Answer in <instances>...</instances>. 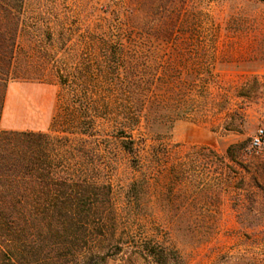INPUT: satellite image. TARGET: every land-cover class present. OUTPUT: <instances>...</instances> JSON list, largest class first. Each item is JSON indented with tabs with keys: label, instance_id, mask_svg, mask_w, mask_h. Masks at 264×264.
Instances as JSON below:
<instances>
[{
	"label": "rangeland",
	"instance_id": "1",
	"mask_svg": "<svg viewBox=\"0 0 264 264\" xmlns=\"http://www.w3.org/2000/svg\"><path fill=\"white\" fill-rule=\"evenodd\" d=\"M20 16L21 38L64 28L72 34L95 69L90 99L79 92L77 100L111 106L90 113L105 116L96 117L92 140L103 154L100 176L112 188L124 249L107 264H122L132 246L152 240L178 253L180 263L170 264H260L264 189L238 164L247 161L246 149L234 150L237 162L228 149L249 147L264 129V0H26ZM104 40L109 50H123L118 80L146 89L139 111L133 94L101 77ZM22 50L33 52L27 43ZM35 69L9 81L1 127L47 132L59 112L60 134L71 96L52 67ZM130 72L135 78L127 79ZM136 115L133 129L116 120ZM148 115L163 120L154 132ZM122 130L135 142L133 153L122 147ZM140 263L149 262L141 256Z\"/></svg>",
	"mask_w": 264,
	"mask_h": 264
},
{
	"label": "trees",
	"instance_id": "2",
	"mask_svg": "<svg viewBox=\"0 0 264 264\" xmlns=\"http://www.w3.org/2000/svg\"><path fill=\"white\" fill-rule=\"evenodd\" d=\"M25 3L26 0H0V264H107L110 257L124 249L117 238L112 188L100 176L103 154L92 140L96 117L105 116L90 113H100V109L103 113V108L111 111V106L108 102L103 106L99 102L90 104L87 99L77 100L79 92L87 97L95 69L82 58L84 49L79 43H72L73 35L65 28L57 35L48 32L38 37L29 33V38L20 37L19 29L23 26L20 15ZM26 43L32 54L21 51ZM56 45L59 48L55 52ZM100 48L101 77L114 83L121 92L133 94L132 102L139 111L146 102L142 82L118 80L121 68L118 58L124 56L123 50H109L105 40ZM59 50L68 52L61 60L55 58ZM33 67L39 71L42 68V73L52 67L62 92L71 96L72 114L67 118L66 130L60 134L55 129L59 112L47 132L1 127L9 81L29 78ZM131 69L134 70L133 66ZM128 78H135L134 72ZM153 103L150 100L151 106ZM122 105L120 102L118 107ZM140 119V115L126 117L125 121L116 118L123 128L131 129ZM146 120L152 132L163 121L149 115ZM126 133L122 130L120 135L122 147L133 153L135 142L131 136L123 135ZM236 148L246 149L247 161L240 162L234 152ZM91 149L95 151L88 158ZM228 156L246 166L255 184L264 189V146L232 144ZM132 247L122 264H141V256L150 264H170L171 260L180 263L178 253L153 240L142 247ZM260 264H264V257Z\"/></svg>",
	"mask_w": 264,
	"mask_h": 264
},
{
	"label": "built area",
	"instance_id": "3",
	"mask_svg": "<svg viewBox=\"0 0 264 264\" xmlns=\"http://www.w3.org/2000/svg\"><path fill=\"white\" fill-rule=\"evenodd\" d=\"M251 146L252 147L264 146V129L263 128L258 129L255 135L252 137Z\"/></svg>",
	"mask_w": 264,
	"mask_h": 264
},
{
	"label": "crops",
	"instance_id": "4",
	"mask_svg": "<svg viewBox=\"0 0 264 264\" xmlns=\"http://www.w3.org/2000/svg\"><path fill=\"white\" fill-rule=\"evenodd\" d=\"M34 131V130H33Z\"/></svg>",
	"mask_w": 264,
	"mask_h": 264
}]
</instances>
